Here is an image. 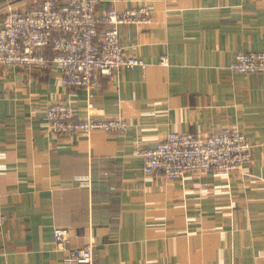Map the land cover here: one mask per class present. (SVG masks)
<instances>
[{"label": "crops", "instance_id": "obj_1", "mask_svg": "<svg viewBox=\"0 0 264 264\" xmlns=\"http://www.w3.org/2000/svg\"><path fill=\"white\" fill-rule=\"evenodd\" d=\"M0 0V24L9 3ZM37 2V1H36ZM145 5L146 26H118L123 51L148 63L64 88L47 69L0 68V264H63L94 239L91 264H264V74L231 73L237 51L264 52V0H107ZM162 57L167 65H159ZM122 118L125 133H49L44 111ZM91 103L92 109L87 110ZM242 131L247 166L168 181L143 172L137 148L170 132ZM71 233L65 248L53 230Z\"/></svg>", "mask_w": 264, "mask_h": 264}, {"label": "built area", "instance_id": "obj_2", "mask_svg": "<svg viewBox=\"0 0 264 264\" xmlns=\"http://www.w3.org/2000/svg\"><path fill=\"white\" fill-rule=\"evenodd\" d=\"M107 0H39L27 7L7 5L0 25V67H24L45 70L50 63L68 88L95 89L101 78L111 79L121 68L140 67L148 63L127 55L122 48L118 26H146L151 11L138 5L122 11L110 6L99 10ZM53 53L49 62L45 49ZM162 57L159 65H167ZM231 73L264 74V52L237 51L227 67ZM92 104L87 105V110ZM42 123L54 135L89 134L96 130L125 133L129 124L122 118L100 119L88 115L77 119L73 109L61 101L43 113ZM253 143L240 130L222 129L207 136L170 132L154 148H137L143 159V172L174 181L193 173H211L221 178L243 170L252 159ZM5 216L0 213V229ZM71 233L55 228L58 248H65ZM95 241L66 249L63 264H91Z\"/></svg>", "mask_w": 264, "mask_h": 264}, {"label": "trees", "instance_id": "obj_3", "mask_svg": "<svg viewBox=\"0 0 264 264\" xmlns=\"http://www.w3.org/2000/svg\"><path fill=\"white\" fill-rule=\"evenodd\" d=\"M30 5H31V4H30ZM0 25H1V24H0ZM45 56H46L47 60L50 62V61H51V58H52V56H53V53H52V50H51L50 47H47V48L45 49Z\"/></svg>", "mask_w": 264, "mask_h": 264}, {"label": "rangeland", "instance_id": "obj_4", "mask_svg": "<svg viewBox=\"0 0 264 264\" xmlns=\"http://www.w3.org/2000/svg\"><path fill=\"white\" fill-rule=\"evenodd\" d=\"M35 2L36 1H39V0H34ZM33 3V2H32ZM23 3H21V4H19V3H16V2H12V3H9L8 5H13V6H17V7H23V5H22ZM1 67H4V66H1ZM0 67V68H1ZM10 67H13V66H10ZM64 88H67L68 89V87H65V86H63ZM98 87V86H97ZM96 89V88H95ZM95 89H93V90H95ZM87 90V89H86ZM93 90H91V92L93 91ZM89 91V90H88ZM87 116H88V113H87Z\"/></svg>", "mask_w": 264, "mask_h": 264}]
</instances>
